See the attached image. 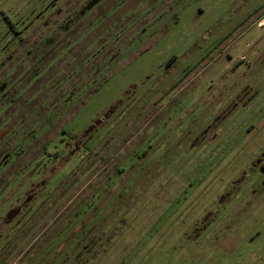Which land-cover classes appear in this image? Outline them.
<instances>
[{"label":"rangeland","instance_id":"obj_1","mask_svg":"<svg viewBox=\"0 0 264 264\" xmlns=\"http://www.w3.org/2000/svg\"><path fill=\"white\" fill-rule=\"evenodd\" d=\"M161 1L106 12L108 33L91 43L94 64L55 112L48 148L58 158L34 171L30 190L16 184L25 206L0 224L3 239L39 204L54 209L70 195L71 223L85 210L79 191L68 192L76 185L114 200L119 225L102 236L107 249L96 264H264V0ZM77 2L0 0V77ZM144 150L155 159L160 150L163 169L145 157L148 175L136 165L119 178L107 158L95 173L97 151L127 166ZM103 210L74 219L76 237L89 244Z\"/></svg>","mask_w":264,"mask_h":264},{"label":"trees","instance_id":"obj_2","mask_svg":"<svg viewBox=\"0 0 264 264\" xmlns=\"http://www.w3.org/2000/svg\"><path fill=\"white\" fill-rule=\"evenodd\" d=\"M129 1L131 0H78L75 7L66 3L60 17V20L63 19L56 25L57 29L45 33L38 41L28 45L22 58L17 63L9 64L10 71L8 69L0 77V224L9 221L6 219L9 212L16 211L14 216L20 215L25 206L22 203L25 188L20 190L16 184L26 185L30 190L29 187L35 185L34 178H31L32 174L36 175L34 171L44 170L53 158H58V151L48 148L59 125L54 122L55 112L59 113L67 106L70 101L65 95H73L78 84L87 75L88 65L94 64L93 47L96 42L100 44L102 34L108 33L107 18ZM260 10L261 8L256 7L252 12ZM107 11L110 15H107ZM262 15L264 13H260L258 18ZM5 18L10 25L13 24L7 16ZM92 42L95 43L91 46ZM174 58L172 56L170 61ZM84 61L87 67L84 66ZM146 138L148 137L145 136ZM102 153L101 156L99 151L94 153V161L99 165L96 174L102 173L99 167L109 164H105L108 158L111 162L117 160L118 165L112 173L119 174V178L136 165L138 176L144 173L148 175L149 164L145 166L144 161L141 162L149 155L146 150L138 155L136 162L127 166L123 159H118L116 152L112 157L107 151ZM157 153L160 159L146 157L147 161L162 162L160 169H163V160L166 159L162 158L160 150ZM77 180H82V177ZM137 181L139 180L136 179ZM134 184L132 183V187ZM78 188L75 185L68 192L79 191L78 198L85 201V210H75L74 219L81 221L84 217H89L88 214L94 216L98 207L109 209L105 216L103 213L99 214L90 223L92 229L89 244L84 241V237H76L74 228L77 222L74 219L71 223L64 220L71 213L68 207L72 197L70 195L66 203L57 204L54 209L50 207L51 210L46 211L47 208H42V204H39L41 209H38L37 216L34 219L27 218L21 225L8 229L10 235L6 240L3 238H6L8 227L0 228V264H96L101 253L107 249L108 240L104 241L105 236L119 225L116 224L115 208L110 206L114 200L110 201L104 192L98 193L94 187L90 195L84 193L88 190H76ZM27 193L31 195L26 192V196ZM119 195L121 197V193ZM10 199L15 201L3 208ZM101 199L104 204H101ZM88 221L91 222L90 219ZM66 223H70V226L66 227ZM31 227L33 231L30 232ZM31 233L32 236L29 237Z\"/></svg>","mask_w":264,"mask_h":264},{"label":"flooded vegetation","instance_id":"obj_3","mask_svg":"<svg viewBox=\"0 0 264 264\" xmlns=\"http://www.w3.org/2000/svg\"><path fill=\"white\" fill-rule=\"evenodd\" d=\"M262 169L264 170V162L261 164Z\"/></svg>","mask_w":264,"mask_h":264}]
</instances>
